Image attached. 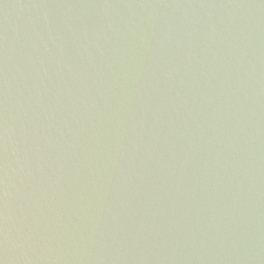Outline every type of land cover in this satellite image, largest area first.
Masks as SVG:
<instances>
[{"label":"water","instance_id":"water-1","mask_svg":"<svg viewBox=\"0 0 264 264\" xmlns=\"http://www.w3.org/2000/svg\"><path fill=\"white\" fill-rule=\"evenodd\" d=\"M0 264H264V0H0Z\"/></svg>","mask_w":264,"mask_h":264}]
</instances>
